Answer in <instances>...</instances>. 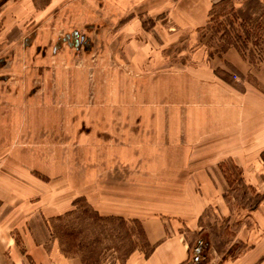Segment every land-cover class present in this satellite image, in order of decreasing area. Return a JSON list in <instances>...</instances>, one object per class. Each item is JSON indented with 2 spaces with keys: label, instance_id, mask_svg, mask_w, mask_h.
Here are the masks:
<instances>
[{
  "label": "rangeland",
  "instance_id": "1",
  "mask_svg": "<svg viewBox=\"0 0 264 264\" xmlns=\"http://www.w3.org/2000/svg\"><path fill=\"white\" fill-rule=\"evenodd\" d=\"M219 1L0 0V264H49L57 250L81 264H145L149 246L128 211L184 224V181L196 171L211 197L190 229L182 225L187 261L218 264L258 241L264 134L254 148H223L229 130L217 132L214 120L229 115L236 76L199 38ZM223 6L251 14L256 4ZM217 30L213 46L224 42ZM199 47L219 86L192 84ZM172 127L184 146L169 144Z\"/></svg>",
  "mask_w": 264,
  "mask_h": 264
},
{
  "label": "crops",
  "instance_id": "2",
  "mask_svg": "<svg viewBox=\"0 0 264 264\" xmlns=\"http://www.w3.org/2000/svg\"><path fill=\"white\" fill-rule=\"evenodd\" d=\"M220 22L235 43L236 49L234 47L227 48L219 60L226 62L227 66H229V74L236 77L230 81L231 84H229V104L227 105L229 115L222 117L218 114L214 120V124L217 132L221 133L229 130V147L226 145V147L223 148H229V150L254 148L260 141L253 142L251 138L253 139L257 135L259 136V133L264 134V130L259 132L260 126L261 129H264V68H254L247 62L246 57L250 44L248 42L246 44L247 50H244V44H242V46L239 44V35H244V31L248 29L245 22L237 16L235 11L227 12L221 16ZM202 56L203 51L200 47L194 50L192 58L197 60L194 69H196L198 74L196 75V72L194 75L190 74L192 84L197 87L208 84L209 82L213 83V85H218L217 81H215V78L218 79V77L214 76L213 70L207 67L205 63L199 62ZM203 58L205 59V55ZM209 61L213 60L210 59ZM202 72L204 74L203 78L201 75ZM247 76H250L251 80L247 79ZM158 77L166 79V83L168 82V84H170L169 76ZM200 100L202 101L201 95L195 94L194 101L200 102ZM164 131L165 129L161 127L153 131V133L157 135L159 142H163L162 136L165 134ZM171 131H173V136L170 135L167 137L169 144H180L184 137L181 140L177 137L178 133L176 127H172L170 132L166 130V133L171 134ZM254 133H256L254 136L249 137V135ZM184 142L186 141L184 140L182 143ZM169 144H167V146H169ZM182 146H184V144H182ZM184 183L188 188L187 198L191 199H189L191 203L189 212L192 214V216H187L184 219V224H180L176 220L170 218H163L162 216H155L150 213L134 210L128 211L129 213H133L131 216L138 220L144 234L146 245L149 247L153 245V248L148 251L146 257L142 256V260L145 264H182L188 259L189 247L185 240L186 238L182 225L190 229L192 220L196 218L209 203L208 199L211 197V194H209L211 183L209 177H207L206 174L203 175L201 171H196L192 173V175L187 176ZM195 188H198L200 193L197 192ZM112 212H116V210ZM119 212H122V210ZM261 234L257 242L251 243V248H247L239 255L231 259H225L218 264H264V228ZM25 242L28 246V250L31 251L30 253L41 256L43 249L39 242H36L32 238L25 240ZM1 251L2 248L0 246V254ZM45 253L47 256H50V252ZM53 255L54 257L51 258L52 262L49 261V264L62 261H65L66 264H81L79 259L73 256L64 257L58 250L55 251ZM132 256L134 259L141 258L136 252H134ZM259 259L263 260L259 262ZM39 260L42 263L44 259Z\"/></svg>",
  "mask_w": 264,
  "mask_h": 264
},
{
  "label": "trees",
  "instance_id": "3",
  "mask_svg": "<svg viewBox=\"0 0 264 264\" xmlns=\"http://www.w3.org/2000/svg\"><path fill=\"white\" fill-rule=\"evenodd\" d=\"M250 1L256 4L255 10L251 14L243 13L239 8L236 9L230 7L228 10L224 9L223 4L226 2V0H220L219 2L213 3L211 5V8L208 12V22L205 26L200 28L199 36L200 40H203V42L207 45L208 57L216 56L218 58H221L222 54L227 48L234 47L236 49L235 43L230 38L229 34L225 30L221 22L218 21V19L227 12L235 11L237 16L247 24L250 31V47L248 55L246 57L247 62L252 66H255V64L257 65L259 63H264V0ZM217 26H221L222 28L219 38L223 37L222 40H224V42L217 43L213 46V39L215 37V34L218 32ZM211 46H213L212 49L210 48ZM77 200L78 198L73 200L72 204L75 203ZM53 219H56V217ZM134 222L137 223L136 221ZM138 226L139 231L141 232L144 238L143 231L139 224ZM152 248L153 246H150L148 251H150ZM63 253L65 255L68 254V249H63ZM82 264H88V261H86L84 257H82Z\"/></svg>",
  "mask_w": 264,
  "mask_h": 264
},
{
  "label": "water",
  "instance_id": "4",
  "mask_svg": "<svg viewBox=\"0 0 264 264\" xmlns=\"http://www.w3.org/2000/svg\"><path fill=\"white\" fill-rule=\"evenodd\" d=\"M192 261H196V260H191V261L188 260L185 264H192V263H191Z\"/></svg>",
  "mask_w": 264,
  "mask_h": 264
}]
</instances>
